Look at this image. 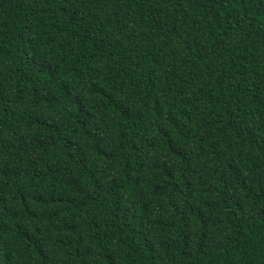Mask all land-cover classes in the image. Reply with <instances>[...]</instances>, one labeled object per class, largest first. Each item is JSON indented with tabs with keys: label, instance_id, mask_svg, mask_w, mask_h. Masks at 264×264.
<instances>
[{
	"label": "trees",
	"instance_id": "trees-1",
	"mask_svg": "<svg viewBox=\"0 0 264 264\" xmlns=\"http://www.w3.org/2000/svg\"><path fill=\"white\" fill-rule=\"evenodd\" d=\"M0 264H264V0H0Z\"/></svg>",
	"mask_w": 264,
	"mask_h": 264
}]
</instances>
